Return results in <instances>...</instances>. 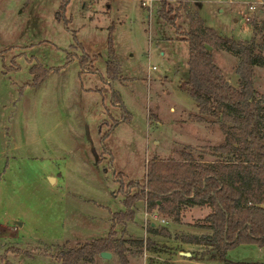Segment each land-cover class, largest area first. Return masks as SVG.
<instances>
[{"label":"rangeland","instance_id":"374dc122","mask_svg":"<svg viewBox=\"0 0 264 264\" xmlns=\"http://www.w3.org/2000/svg\"><path fill=\"white\" fill-rule=\"evenodd\" d=\"M142 1L66 0L56 16L62 0H0V264H60L59 250L105 236L111 224L110 257L95 253L76 264L168 263L185 248L213 256L212 245L180 241L209 232L205 204H180L174 220L138 200L131 219H112L124 209L125 183L143 182L148 158L188 153L195 163L218 164L233 157L217 147L228 122L198 115L184 88L187 43L161 19L157 0ZM181 2L221 37H254L264 54V0ZM206 48L233 84L236 56ZM253 87L264 97L263 67H253ZM224 255L225 264H264V243H238Z\"/></svg>","mask_w":264,"mask_h":264},{"label":"trees","instance_id":"16d2710c","mask_svg":"<svg viewBox=\"0 0 264 264\" xmlns=\"http://www.w3.org/2000/svg\"><path fill=\"white\" fill-rule=\"evenodd\" d=\"M65 2L62 0L56 16L64 10ZM175 2L172 6L167 0H157V6L161 19L174 28L179 40L187 43L184 88L194 99L198 115L217 114L228 122L222 124L224 138L217 147L233 157L219 160L222 162L218 164L195 163L188 153H182L180 159L148 158L143 182L125 183L124 209L114 211L112 219H131L133 204L138 200H144L148 209L155 208L174 220L180 204H205L209 210L203 219L209 233L198 236L197 240L212 245L213 255L223 257L228 248L238 243H264V97L256 95L253 87V67L264 68V54L256 51L254 37L247 41L221 37L205 27L196 13L185 11L181 0ZM181 11L187 21L186 30L180 25ZM206 46L236 56L235 85L224 78ZM108 47L112 53L111 43ZM83 62L84 57L81 67ZM112 68L108 63L106 76L109 78L116 76ZM112 102L119 105L120 117L124 120L125 110L113 94ZM116 123L113 120L101 138ZM118 189L122 190V184ZM111 237L112 224L105 236L59 250L55 258L60 264L90 260L95 253L111 246ZM116 250L123 260L121 247Z\"/></svg>","mask_w":264,"mask_h":264},{"label":"crops","instance_id":"0c3cea01","mask_svg":"<svg viewBox=\"0 0 264 264\" xmlns=\"http://www.w3.org/2000/svg\"><path fill=\"white\" fill-rule=\"evenodd\" d=\"M230 83V82H229ZM236 81L234 80L232 85H235ZM206 214V213H205ZM208 229V228H207ZM200 233L202 232H194V240L190 241V240H180L181 243L188 245L187 247H190L191 245H195L197 248L199 247H203V246H210L209 244H206L202 241L197 240V237L200 236ZM205 233H209V232H205ZM168 238V237H166ZM192 247V246H191ZM161 255H165V253L161 254ZM205 255V254H204ZM204 255H200V253L197 254L196 257H192L193 254L191 252H189L188 250H180V249H176L174 251V253H171V258H167V262L168 263H164V262H147L145 259L143 260L142 264H172L173 262L179 263V261L183 262V260H188L191 259L199 264H225L227 262L225 255L223 257H218L216 255H213L212 257H206ZM209 256V255H208ZM162 259V258H161Z\"/></svg>","mask_w":264,"mask_h":264},{"label":"built area","instance_id":"2783aa9c","mask_svg":"<svg viewBox=\"0 0 264 264\" xmlns=\"http://www.w3.org/2000/svg\"><path fill=\"white\" fill-rule=\"evenodd\" d=\"M148 1H149V0H143V1H142V4L147 5V4H148ZM247 10H248V12L251 13V12L254 11V7L249 5V6H247ZM244 20H245V21L248 20V16H247V15L244 16ZM144 214H145V215H149L146 211L144 212ZM152 217H154V218H156V219H158V220L164 221L163 218H159V217H157V215H155V214H153Z\"/></svg>","mask_w":264,"mask_h":264},{"label":"water","instance_id":"95a60500","mask_svg":"<svg viewBox=\"0 0 264 264\" xmlns=\"http://www.w3.org/2000/svg\"><path fill=\"white\" fill-rule=\"evenodd\" d=\"M99 255L101 257L108 258V257H110V252L107 251V250H102V251L99 252Z\"/></svg>","mask_w":264,"mask_h":264}]
</instances>
